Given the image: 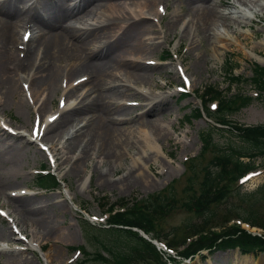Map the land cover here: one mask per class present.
Listing matches in <instances>:
<instances>
[{
    "label": "rangeland",
    "instance_id": "1",
    "mask_svg": "<svg viewBox=\"0 0 264 264\" xmlns=\"http://www.w3.org/2000/svg\"><path fill=\"white\" fill-rule=\"evenodd\" d=\"M68 1L72 4L75 0H67L64 4L66 5ZM157 1L159 4L155 9L158 10V15L156 14L155 17L148 15L149 17L146 16L143 21L145 25L152 26L155 33L153 31L151 39L153 38L155 42H160V45L151 49V51H147L149 55L146 57L151 58H146L139 62L147 66V74L151 75L149 84H142L144 87L142 85L133 87L134 90L140 93L143 92L148 96H159L160 98L170 95V98L164 102L165 104L158 105L157 103L152 115L146 114L143 116V122H148V124L144 123L142 125L140 120L136 119L133 122L122 125L121 128L133 130L137 127L150 130V128H154L153 124L155 121L170 123L172 129L163 132L162 137L154 136L155 141L165 153V157L158 155L157 161H149L147 163L149 164V172L140 168L139 170L145 179L137 180L135 185L131 186H126L121 180L129 172L131 155L136 152L132 147H126L125 151L123 148L121 149L120 155L123 158L113 169L107 161L97 159V156L91 155L85 160L78 172H72L70 167L73 158L78 154V149L77 151H66L63 145L67 136L63 134L71 130L73 123L68 124L63 129V134L61 132V136L51 142L55 153L52 154L54 155L53 158L50 157L47 150L50 146L49 144L44 146L38 140L29 138V134H34L35 132L32 127L36 124L34 123V117L37 106L31 105V101L28 102V90L23 87L22 80H19L21 89L17 87L16 91L18 92L15 91L9 101L0 108V123H4L2 126L3 132L1 131L0 135H6V144L10 142L21 143L20 146L23 149L20 150L21 154H19V157H8L7 155L0 157V211L3 214V216L0 215V231L3 233V235H0V248L2 249H0V264H77L85 260L86 254L90 255L94 252H99L105 259L101 264H110L108 262L110 261L109 254L100 248L94 239L90 240L96 232H94L95 234L88 232L89 230L83 227L81 220L88 218L92 221V223H88L90 226L106 229L110 226L108 223L111 217L122 210L119 209L118 202L129 203L138 201L148 195L163 193L168 188H171L174 192L175 202L173 204L175 208L159 213L151 233L149 232L146 235L139 233L138 235L141 237L145 236L143 240L148 242V240L152 241L151 239H153V234L155 233L163 235L172 232L173 238L175 240L178 239L184 232L183 226L188 222L197 223L199 221V219H195L192 213L180 207L182 206L181 203L188 197L186 196L188 194L183 193V188L185 187L190 163L196 164V169L200 171L202 166L209 164L216 152L215 146L204 150L200 144L201 134L210 123L203 113L200 112V118L198 119H190L188 121L185 119L186 116L193 113V110L201 109L203 104L201 96L204 87H213L217 93L225 97L237 94L254 99L246 108L232 116L230 118L232 122L230 123L237 126L264 124V89L263 91H258L243 83L230 84L226 76L227 65L231 67L233 75L240 77V79H249L253 66L264 68V47L260 45L264 40V14L262 16L260 13L254 14L249 26L241 30L242 34H246V38L241 33V36L237 34L239 42H227V46L219 48L218 53L215 54L213 51L214 45L207 39H201L199 47L193 50L189 47L188 39H179L183 30L179 29L181 21L184 20L186 22L191 18L184 0ZM133 2V0H121L122 7L119 16H122L125 12L127 14V9L132 8ZM204 2L206 6L211 3L206 0ZM29 4L30 2L27 5L31 8L32 5L30 6ZM130 4L132 5L130 6ZM17 6L19 9L25 7L24 2L18 3ZM233 7L243 8L234 3V0H220V3H216L218 11L227 14L225 15L229 18L231 30H238L236 25L232 23L234 19ZM243 9L245 10V8ZM175 10L178 12L179 17L173 19V22H175L173 23L174 30L165 39H162L161 34L156 35V31L160 27L161 30L165 29L166 23H170L171 13ZM109 16H112V11L100 9L79 21H75V23L73 21L72 25L74 24L76 28L86 30L92 27L97 29L105 28L104 31H106L102 35H106L110 39L107 42H105V39H94L91 42L92 44L95 42L94 47L100 49L116 38L119 33L116 31L117 26L131 22V20H128L125 23L122 19L111 20ZM21 25L20 23L16 29V42H19L20 34L22 35L24 31ZM18 31L20 32L18 33ZM156 37H160V40H156ZM139 42L140 45H143L141 48H150V42L145 37H141L138 40ZM252 50L256 53L255 55L252 54ZM17 54L19 57L22 55L21 52ZM92 59L96 60L95 57ZM59 64L60 62L57 63L58 70L61 67V70L65 68L62 70L64 73L67 67L63 63ZM181 65L186 69L184 75L190 84L187 89L181 82L182 74H174V68L181 67ZM14 80L17 81L18 77L15 76ZM58 81H60L57 84L58 90L53 96L51 106H47L45 113H42L43 116L58 112L60 105H63L67 100L66 92L81 80L75 79L69 84L64 78L62 80L58 79ZM86 85L87 83L77 87L75 93L73 92L70 96L71 100L69 102H76L75 95L77 96L79 92L83 93L86 90ZM181 89L184 92L183 96L179 95ZM256 94L259 95L258 98ZM128 95L119 96L115 103L121 101L120 103L133 107L131 116L144 113L149 105H146V108L144 106L148 102L141 101L138 92L136 94L129 93ZM134 95L136 96L134 97ZM208 100L209 108L213 109L217 96H212ZM210 102L212 103L210 104ZM138 104L140 107L137 106ZM25 125L26 128H24ZM23 129L28 132L25 131V133ZM20 131L23 132L20 133ZM227 131L229 130L224 128L221 132L214 134L212 136L213 143L220 148H225L227 145L241 147L240 141L234 135H229ZM28 139L31 141L29 144L25 143ZM5 147L7 146L0 144V152ZM40 147H43L44 150L42 151ZM71 157L72 159L69 160ZM241 160L248 161L247 158H242ZM98 161H101V163L98 164ZM249 161H254V165L258 166L257 170L239 182L225 181L223 184L227 189L232 191L235 187H239L238 192L241 195L247 193L255 194L257 188L261 185L264 186V161L256 157ZM42 166H45L46 168L44 169L46 170H42ZM40 171H45L52 175L59 183V188L57 190H40L35 181ZM109 182L111 185H109ZM240 194H235L226 200L225 203L209 208L214 213L216 220L214 219V224L208 226V230L219 233L227 228L238 227L245 229L244 231L251 236H257L258 234L260 238L264 239L262 237L264 232L260 229L250 230L245 226L240 227L236 221L226 222V209L233 206H242ZM258 198L256 196L251 197L249 204H252L259 215L260 223L264 225V201ZM255 199L258 200L256 201ZM253 200L255 201L252 202ZM22 202L28 203L34 214H24L19 205ZM52 205L56 207L53 208ZM12 210L13 213H11ZM43 212H46L49 216L42 222L39 217L42 216ZM12 217L17 220L16 227L7 224ZM8 231L12 232V234L8 235ZM31 239L38 241L39 250H31L27 247V243ZM53 250L57 253L53 254ZM180 250L181 248L178 249V251ZM258 250L253 248L244 253V251L235 247L219 249L210 255L202 252V256H196L193 260L184 261L181 264H195L194 261L196 260L198 264H205L208 260L211 264H264V250ZM42 253L50 255L48 262L43 259ZM163 261L164 264H172L167 262L165 258Z\"/></svg>",
    "mask_w": 264,
    "mask_h": 264
},
{
    "label": "bare ground",
    "instance_id": "2",
    "mask_svg": "<svg viewBox=\"0 0 264 264\" xmlns=\"http://www.w3.org/2000/svg\"><path fill=\"white\" fill-rule=\"evenodd\" d=\"M28 1L5 0L0 2V108L9 101L17 87L21 89L19 80H22L23 87L28 90V102L31 101V105L37 106L34 117L36 124L32 127L35 132L34 134L30 133L29 138L38 140L44 146L49 144L47 150L50 157L53 158L54 155L52 154L55 153L51 142L59 138L61 132L63 134V129L68 124L73 123L71 130L63 134L67 136L63 145L65 150L77 151L78 149V154L73 158L70 167L72 172H78L85 160L91 155L107 161L113 169L123 158L120 155L121 149L123 148L125 151L126 147H132L136 152L131 155L129 172L122 178L121 182H124L126 186H131L135 185L137 180H144L145 177L139 169L143 168L149 172V164H147L149 161H157L158 155L165 157V153L155 141L154 136L162 137L163 132L172 129V125L155 121L154 128H150V130L137 127L131 130L121 127L136 119H139L144 125L143 116L152 115L157 103L162 105L170 98V95L160 98L159 96H148L143 92L134 90L133 87L149 84L151 75L147 74V66L139 62L151 58L146 57L149 55L147 51L158 47L160 42L151 39L154 29L151 25H145L143 19L148 15L154 17L156 14L158 15V10L155 9L159 4L158 1L133 0V5L130 4L132 8L127 9L128 15L125 12L122 16H119L122 7L121 0H75L72 4L68 1L66 5L64 3L67 0H39V2L36 0L31 8L27 5ZM204 1L184 0L191 18L186 22L181 21L179 29L183 30L179 39H188L189 47L192 50L199 47L201 39H207L214 45L213 51L216 54L219 48L227 46V42H239L237 34L241 36V30L249 26L254 14L260 13L261 16L264 14V0H234V3L242 6L245 10L233 7L234 19L232 18V23L236 25L238 30H231L227 14L219 12L216 8V3H220V0L215 2L206 0L211 2L208 6L205 5ZM23 2L25 7L17 8V4ZM100 9L112 11V16H109L111 20L122 19L125 23L128 20L131 22L117 26L116 31L119 33L116 38L100 49H96L94 47L95 42L91 43L94 39H105V42L110 39V37L102 35L106 31H104L105 28L79 29L72 23ZM177 17H179L178 12L175 10L171 13L170 23H166L164 30L158 27L156 35L161 34V38L165 39L168 34H171L174 30L173 23H175L173 19ZM20 23L24 27L23 33L25 31L31 32V38L24 45L21 57L18 56L16 49L18 43L16 42V29ZM242 35L244 38L247 37L246 34ZM141 37L149 40L150 48L148 46L147 49L141 48L143 46L140 45L141 41L138 43ZM159 38L156 37V40ZM18 44L22 45L21 41ZM260 45L264 47V40ZM252 54L255 55L256 53L252 50ZM93 57L96 60H93ZM58 62L67 67L64 73L62 70L65 68L61 70V67L58 70ZM185 71L186 69L182 65L174 68V74L180 73L181 76H185ZM15 76L18 77L17 81L14 80ZM79 76L80 78L85 76V78L66 92L67 100L63 105H60L59 111L43 116L42 113H45L47 106H51L53 96L58 90L57 84L60 82L58 79L64 78L69 84L75 79H80ZM86 83V90L83 93L79 92L77 96L75 95L76 102H69L70 96L73 92L75 93L77 87ZM82 88L84 89V87ZM137 92L140 94L141 101L148 102L144 108L147 107L146 105L149 106L145 109V114L142 112L131 116L134 108L120 103L121 101L115 103V100L119 96L123 97L129 93L136 94ZM137 106L140 107L139 104ZM3 124L0 123V132ZM22 132L20 131V133ZM5 137L6 135H0V144L7 146L1 150L0 157L2 155L19 157L22 149L21 143L10 142L6 144ZM25 143H31L30 139L26 140ZM71 159L72 157L69 160ZM97 163L100 164L101 161ZM109 185H111L110 182ZM19 205L24 214H34L28 203L22 202ZM52 207L56 206L52 205ZM48 216L46 212H43L39 218L43 222ZM16 222L15 217H12L7 224L16 227ZM10 234L12 232L8 231V235ZM0 235H3L2 231H0ZM27 247L31 250L40 249L38 241L34 239L27 243ZM52 253L56 254L57 252L53 250ZM42 257L48 262L50 255L42 253ZM194 263L198 264L197 260ZM205 264L211 263L208 260Z\"/></svg>",
    "mask_w": 264,
    "mask_h": 264
},
{
    "label": "trees",
    "instance_id": "3",
    "mask_svg": "<svg viewBox=\"0 0 264 264\" xmlns=\"http://www.w3.org/2000/svg\"><path fill=\"white\" fill-rule=\"evenodd\" d=\"M226 71L227 81L230 84H248L255 90L263 91L264 68L253 66L249 79L235 77L229 65L226 66ZM212 96H217L213 110L208 107V98ZM256 96L259 97L258 94ZM253 100L252 97L237 94L225 97L217 93L213 87H204L201 96L203 103L201 109L193 110V113L190 112L191 114L185 117L186 121L198 119L202 112L212 123L201 134L200 144L204 150L215 146L216 152L209 164L202 166L200 171L196 169V164L190 163L183 188V193L188 194L186 195L188 197L180 207L192 213L199 221L197 223L188 222L183 226L184 232L176 240L173 238L172 232L163 235L153 234L155 241L164 244L166 248L175 249L176 255L180 259L193 258L203 250H206L208 255L219 249L235 247L244 253L253 248L259 249L258 251L264 250L263 238L251 236L241 228H227L219 233L208 230V226L214 224L216 220L214 213L209 208L225 203L235 194H240L239 187L230 191L223 183L225 181L238 182L249 173L256 171L258 166L254 165V161H249L250 159L256 157L264 161V124L237 126L230 123L232 122L230 118L246 108ZM224 128L229 130L227 131L229 135H234L240 141L241 147L227 145L225 148H220L213 143L212 136ZM242 158H247L248 161H242ZM44 168L46 167L42 166L41 169L46 170ZM35 181L41 190H57L59 188L57 180L48 173L46 175L38 174ZM256 190L255 194L239 195L242 198V206L226 209V222L238 221L249 228L260 229L264 232V225L260 223L257 211L254 210L252 204H249L250 198L254 196L264 201V186L261 185ZM174 202V192L168 188L163 193L148 195L138 201L118 202L117 205L122 210L111 217L108 223L110 226L106 229L92 227L83 220L81 223L86 230H89L88 232H93V234L96 232L90 240L94 239L99 247L109 254L110 261L108 262L110 264H164L161 258L162 254L152 244L143 240L138 235V231L144 235L151 233L153 225L156 223V217L167 209L175 208ZM177 248H182V250L178 251ZM104 260L99 252H94L90 255L86 254L85 260L77 264H86L87 262H89L87 264H101Z\"/></svg>",
    "mask_w": 264,
    "mask_h": 264
},
{
    "label": "snow or ice",
    "instance_id": "4",
    "mask_svg": "<svg viewBox=\"0 0 264 264\" xmlns=\"http://www.w3.org/2000/svg\"><path fill=\"white\" fill-rule=\"evenodd\" d=\"M27 38V37H26Z\"/></svg>",
    "mask_w": 264,
    "mask_h": 264
}]
</instances>
